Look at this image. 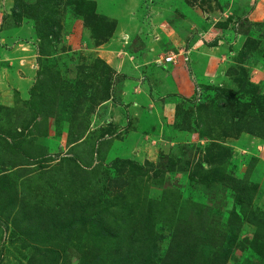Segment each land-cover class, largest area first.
Instances as JSON below:
<instances>
[{
  "label": "rangeland",
  "instance_id": "374dc122",
  "mask_svg": "<svg viewBox=\"0 0 264 264\" xmlns=\"http://www.w3.org/2000/svg\"><path fill=\"white\" fill-rule=\"evenodd\" d=\"M176 261L264 264V0H0V264Z\"/></svg>",
  "mask_w": 264,
  "mask_h": 264
},
{
  "label": "trees",
  "instance_id": "16d2710c",
  "mask_svg": "<svg viewBox=\"0 0 264 264\" xmlns=\"http://www.w3.org/2000/svg\"><path fill=\"white\" fill-rule=\"evenodd\" d=\"M94 4L91 2L90 4H89V6H93ZM237 201L239 202V203H241V202H243L244 201V196H242V195H238L237 196ZM65 217V215L63 214V213H61V212H55V226H57L58 224H60V226H62L63 225V223L65 222V220H66V218L65 219H62L61 217ZM60 228V227H59ZM175 246L176 247H178L177 245H176V239H175V242L173 243V245H171V247H170V249H169V254H171V253H174V251H175ZM176 252V251H175ZM178 254V253H177ZM179 255V254H178ZM169 258H171V257H169ZM179 258V257H178ZM181 261V260H180ZM178 262L179 261H176V263L175 264H178Z\"/></svg>",
  "mask_w": 264,
  "mask_h": 264
},
{
  "label": "crops",
  "instance_id": "0c3cea01",
  "mask_svg": "<svg viewBox=\"0 0 264 264\" xmlns=\"http://www.w3.org/2000/svg\"><path fill=\"white\" fill-rule=\"evenodd\" d=\"M258 3H259V2H258ZM176 73H177V72H173V73H169V74H168V76L171 77V78L173 79V80L170 79V81H173V87L175 86L174 90H176V85H175V82H174V78L177 77ZM172 89H173V88H172ZM172 89H171V90H172ZM174 90H172V91H174ZM170 92H171V91L169 90V93H170Z\"/></svg>",
  "mask_w": 264,
  "mask_h": 264
},
{
  "label": "built area",
  "instance_id": "2783aa9c",
  "mask_svg": "<svg viewBox=\"0 0 264 264\" xmlns=\"http://www.w3.org/2000/svg\"><path fill=\"white\" fill-rule=\"evenodd\" d=\"M173 59H174L173 57L168 56L167 58H165L164 60H161V61L164 62V63L162 62L163 64L167 65V64L171 63Z\"/></svg>",
  "mask_w": 264,
  "mask_h": 264
}]
</instances>
